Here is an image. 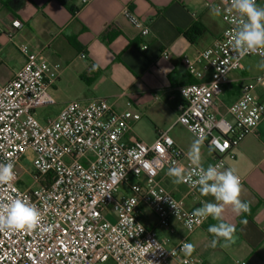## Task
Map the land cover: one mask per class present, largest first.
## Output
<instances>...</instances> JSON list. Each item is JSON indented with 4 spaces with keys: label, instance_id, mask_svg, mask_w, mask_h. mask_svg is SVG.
Wrapping results in <instances>:
<instances>
[{
    "label": "built area",
    "instance_id": "obj_1",
    "mask_svg": "<svg viewBox=\"0 0 264 264\" xmlns=\"http://www.w3.org/2000/svg\"><path fill=\"white\" fill-rule=\"evenodd\" d=\"M256 3L264 7V0ZM216 7L226 28L213 45L194 57H183V66L197 82L180 89L184 102L177 124L206 143L215 155L214 165L224 168L225 157L235 159L232 150L264 119V99L255 94L264 89V74L241 86L227 116L219 115L220 97L230 74L244 71L245 58L264 59L260 54L264 49L237 56L231 48L235 27L231 0H219ZM124 14L142 37L151 34L150 26L131 10L126 8ZM23 27L21 21L0 27V51L1 37L12 41ZM19 50L25 65L14 79L0 83V162L10 159L16 173L13 182L0 185V201L27 197L41 211L42 224L32 232H0V264H168L178 257H185L187 264H200L183 246L207 219L194 217V210L159 179L160 172L180 166L185 152L168 132H159L153 144L126 141L142 116L130 109L118 112L107 100L71 102L56 118L41 122L37 109L56 104L51 89L61 65L42 61L26 44ZM164 58L170 59V53L165 52ZM209 72L210 80L202 81ZM30 151L35 154L36 173L30 174L32 183L26 186L18 168ZM195 170L192 165L186 173L196 179ZM183 184L191 192L198 188ZM123 187L130 194L119 197ZM145 209L155 214L160 227L169 228L175 220L187 235L170 248L169 239L160 240L146 227Z\"/></svg>",
    "mask_w": 264,
    "mask_h": 264
},
{
    "label": "crops",
    "instance_id": "obj_2",
    "mask_svg": "<svg viewBox=\"0 0 264 264\" xmlns=\"http://www.w3.org/2000/svg\"><path fill=\"white\" fill-rule=\"evenodd\" d=\"M86 1L0 0V27L16 21L24 24L12 41L1 37L0 83L14 79L25 65L19 46L26 44L39 53L42 61L61 65L51 89L56 103L63 97L69 99L63 102L65 106L71 102L107 100L118 112L130 109L140 113L141 120L133 124L125 140L153 144L159 132H168L185 152L180 166L186 171L193 165L187 157L188 150L197 139L185 126L177 124L184 102L180 89L197 80L182 60L185 56L194 57L222 36L226 28L222 16L212 14L219 0ZM126 8L150 26L148 37H142L127 19ZM195 24H200L203 31L191 42L184 33ZM144 45L148 46L146 50ZM165 52L170 53V59L164 58ZM242 74L243 71L230 74L220 97V116H227V107L240 97ZM209 80L210 72L202 81ZM255 94L264 99V89H256ZM199 142L201 166L214 165L213 151ZM232 152L236 158L225 157L223 169H235L243 180L241 199L249 204L246 223L241 221L242 214L237 216L226 207L224 220L234 225V240L228 246L221 240L212 247L214 237L208 227L217 221L208 217L205 225L189 236L194 246L192 255L200 264H264V119L256 132ZM167 171L160 172L159 179L188 209L201 207L203 201L215 202L211 195H201L199 187L191 192L185 185L173 183ZM142 220L148 229L157 232L160 240L169 239L170 248L187 235L175 220L169 228L160 227L148 209ZM168 264L187 263L185 257H178Z\"/></svg>",
    "mask_w": 264,
    "mask_h": 264
},
{
    "label": "clouds",
    "instance_id": "obj_3",
    "mask_svg": "<svg viewBox=\"0 0 264 264\" xmlns=\"http://www.w3.org/2000/svg\"><path fill=\"white\" fill-rule=\"evenodd\" d=\"M231 8L235 13L232 51L237 56L244 57L264 49V7L258 6L256 0H231ZM212 14L220 15L221 9L213 7ZM260 54L264 57V52ZM258 67L264 70V59H261ZM199 144V140L194 141L187 153L188 159L196 166V179H193V173H186L183 166L176 165L168 168L167 175L173 178L175 184L187 183L191 187H199L201 195L214 197L215 202L203 201L202 206L196 208L192 215L216 220V224L208 227V232L214 237L211 246L215 247L221 240L228 246L234 240L235 227L224 220L226 207L240 216L249 211V204L241 199L243 186L235 169L222 170V164L209 165L206 169L201 166ZM15 178L14 163L10 159L0 162V185L10 184ZM41 224V211L27 197H9L7 202L0 201V232H32L40 229ZM187 226L191 229V221ZM47 231H52L51 225ZM183 247L188 252L194 248L188 243Z\"/></svg>",
    "mask_w": 264,
    "mask_h": 264
},
{
    "label": "rangeland",
    "instance_id": "obj_4",
    "mask_svg": "<svg viewBox=\"0 0 264 264\" xmlns=\"http://www.w3.org/2000/svg\"><path fill=\"white\" fill-rule=\"evenodd\" d=\"M261 59L262 58L258 56H251L243 60V65L245 68L242 74L243 76L241 77L244 79L243 84H249L253 81L255 77L264 74V70L258 67V64L261 61ZM65 100L67 101L69 99H66L65 97H63V98L57 99V103L55 105L38 108L37 114L41 122H46L50 119L56 118L61 112V110L63 109V107L65 106V103H63ZM34 160H35V154L32 151H30L25 155L22 161V164H21L22 166L18 168L19 173L24 178L26 186H29L32 183L30 174L36 173V167L34 166ZM181 185H184V184L181 183ZM128 194H130V192L123 187L120 190L119 197L123 195H128ZM110 220L112 221L115 220L114 215L112 213L110 215Z\"/></svg>",
    "mask_w": 264,
    "mask_h": 264
},
{
    "label": "trees",
    "instance_id": "obj_5",
    "mask_svg": "<svg viewBox=\"0 0 264 264\" xmlns=\"http://www.w3.org/2000/svg\"><path fill=\"white\" fill-rule=\"evenodd\" d=\"M200 31H203V29H201V25L200 24H195L193 27H191L188 31H186L184 33V35L191 41L194 42L195 37L200 35ZM246 213H243L241 215V221L246 220Z\"/></svg>",
    "mask_w": 264,
    "mask_h": 264
}]
</instances>
